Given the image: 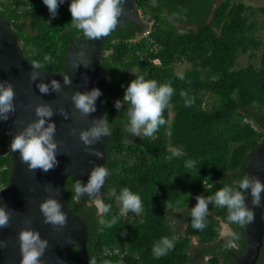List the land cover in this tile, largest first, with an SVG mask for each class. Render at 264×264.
I'll list each match as a JSON object with an SVG mask.
<instances>
[{"label": "trees", "instance_id": "16d2710c", "mask_svg": "<svg viewBox=\"0 0 264 264\" xmlns=\"http://www.w3.org/2000/svg\"><path fill=\"white\" fill-rule=\"evenodd\" d=\"M70 2L59 4L52 18L43 0H0V15L19 37L29 62H43L46 54L52 57L42 71L61 72L65 49L84 38L71 26ZM136 9L154 21L149 37L133 41L142 28L126 22L107 36L98 62L106 73L98 100L111 128L105 161L110 174L101 199L111 211L97 215L93 198L73 199V184L79 179L72 175L64 181L69 211L85 221L89 261L94 258L96 264H234L230 252H244V227L229 224L227 210L210 203L207 226L193 229L191 203L224 185L236 187L245 176L247 159L264 139V38L259 34L264 30V5L254 7L244 0H136ZM241 56H246V65H239ZM180 63L190 67L178 75ZM135 75L175 89L163 111L166 123L152 137L128 133L126 110L115 107ZM173 149L182 154L173 156ZM188 160H195L197 167L187 169ZM9 170L10 152L0 136V188L7 184ZM125 187L140 195L142 213L122 212L110 195L111 188L119 195ZM168 205L188 208L182 215L198 240L196 247L189 235H175ZM221 221L240 236L232 249L217 240ZM165 236L175 237L174 248L156 258L153 246ZM194 252L199 253L197 262ZM76 254L73 248L70 260ZM255 264H264V234Z\"/></svg>", "mask_w": 264, "mask_h": 264}, {"label": "clouds", "instance_id": "9594fccd", "mask_svg": "<svg viewBox=\"0 0 264 264\" xmlns=\"http://www.w3.org/2000/svg\"><path fill=\"white\" fill-rule=\"evenodd\" d=\"M64 0H43L47 6L52 18L57 15L59 4ZM155 0H153V3ZM126 0H71L69 11L71 13V26L82 33L84 40H99L107 37L113 32L119 24V18L126 14L124 4ZM138 13V10H137ZM139 17V16H138ZM140 19V18H139ZM141 20V19H140ZM143 21V20H141ZM144 22V21H143ZM143 29V28H142ZM141 29V30H142ZM52 57L44 55L43 62L34 61L31 67L34 71L29 74L30 83H36L41 94L50 92L61 93V84L52 79L50 83L40 79L41 71L45 63H51ZM90 61L86 60L83 51L74 54L72 67L77 69L80 65L89 67ZM65 85H71V78L68 74H62ZM87 82V80H85ZM175 89L170 83H159L154 79H145L143 75H135L127 86L122 100L115 102V107L119 111L122 108L126 110L127 123L125 129L132 136L152 137L161 125L166 123L163 118V111L170 104ZM102 95L98 88H92L90 91H76L71 96V101L81 116L87 117L96 111V100ZM185 98V105L190 106L187 100V94L181 92ZM15 91L10 81H0V121H7L9 115L16 111L14 104ZM126 106V107H125ZM36 119L28 123L21 131L13 135L10 149L13 153L18 152L21 162L27 165L31 172L37 169L44 171L54 169L58 165L56 159L58 152V142L55 140L56 125L51 122L53 115L58 112L65 119H68V113L63 107L54 111L49 103H38L35 106ZM72 134H76V129H72ZM111 128L107 115L98 119H93L91 126L79 131V139L84 145V150L95 156L97 159H103V152L93 147L105 136H109ZM180 149H173L172 155H181ZM187 169L197 167L195 160L185 162ZM109 169L105 165H95L91 171L87 183L75 180L73 184V199L79 200L87 195L93 198L95 205L100 213L111 211V205L105 204L101 199V189L109 176ZM45 192L49 193L39 205L40 212L44 220L43 223L51 224L57 230L64 228L67 224V214L62 211V204L57 197L60 194L59 188H54L51 184L45 186ZM250 190L251 203L254 208L261 207V193L264 192V183L252 175H245L237 182L236 187L224 185L217 190L214 195L195 197L197 203L191 208V227L203 231L207 226L206 216L209 212V204L216 208L227 210V221L229 224L239 225L241 228L254 222L255 213L252 208L246 205V196ZM110 195L115 197L121 211H131L136 214L143 212V202L139 194L134 193L127 187L123 188L119 195L115 188L110 189ZM14 210L9 209L6 203L0 201V229L10 227L11 218ZM115 222V221H113ZM26 224H31V220H26ZM225 249L236 247V241L240 239L237 232L226 229L221 232ZM20 245L21 261L20 264H42L41 257L49 247V242L42 239L39 231L31 227H24L18 233ZM175 237H163L153 246V254L156 258L165 256L174 248ZM8 246L6 241L0 240V248ZM89 264H96L94 258H90ZM109 264V262H105Z\"/></svg>", "mask_w": 264, "mask_h": 264}, {"label": "water", "instance_id": "95a60500", "mask_svg": "<svg viewBox=\"0 0 264 264\" xmlns=\"http://www.w3.org/2000/svg\"><path fill=\"white\" fill-rule=\"evenodd\" d=\"M126 11L119 20L117 28L126 22H131L141 28L145 23L138 17L136 0H126ZM116 28V29H117ZM107 37L99 40L79 38L71 41L64 52V64L61 72L43 71L40 79L50 83L55 79L61 84V93L50 92L41 94L36 87V81L30 83L29 74L34 71L31 63L21 49V42L9 23L0 15V81H10L15 91L14 104L16 111L9 115L7 121H0V136L6 140L10 152V170L7 184L0 188V201L6 203L9 209L14 210L10 227L0 229V240L6 241L8 246L0 248V264H20L21 254L18 233L24 227H31L39 231L42 239L49 242V247L41 257L42 264H89L87 242L89 241L88 227L85 221L69 211L68 191L64 188L65 179L72 175L79 180H87L91 169L95 165H105L108 156L105 136L93 147L103 152V159H97L84 150L79 139V131L91 126L93 119L104 116L103 105L96 100V111L90 116H81L75 109L71 96L74 92L90 91L92 88L101 89L106 80L104 69L99 68L98 62L104 56L103 43ZM83 51L89 67L80 65L73 69L74 54ZM42 71V70H41ZM62 74H68L71 85H65ZM87 80V82H85ZM38 103H49L54 111L63 107L68 113L65 119L58 112L51 118L56 125L55 140L58 142V165L48 172L37 169L28 170L27 165L21 162L18 152L13 153L10 144L13 135L21 131L28 123L36 119L35 106ZM76 129V134H72ZM245 175H254L264 183V139L251 153L244 166ZM51 184L60 189L57 197L62 204V211L67 214L68 221L64 228L57 230L51 224L43 223L44 217L40 212V203L48 197L45 186ZM246 196V205L255 213L254 222L244 227L245 250L242 254L230 252L234 264H255L259 258L264 234V192L261 193V207L254 208L251 203L250 190ZM31 220V224H26ZM220 238V235L218 239ZM77 250L76 256L70 260L72 249ZM229 250V249H228Z\"/></svg>", "mask_w": 264, "mask_h": 264}, {"label": "rangeland", "instance_id": "374dc122", "mask_svg": "<svg viewBox=\"0 0 264 264\" xmlns=\"http://www.w3.org/2000/svg\"><path fill=\"white\" fill-rule=\"evenodd\" d=\"M246 4L248 5H252L254 7H259V6H263L264 5V0H244ZM260 22L262 23V25L264 26V20L262 18H260ZM261 30V29H260ZM259 34L263 35L264 38V30H261L259 32ZM239 65H246L247 63V58L246 56H241L238 60ZM190 65L188 63H180L176 66L175 69V73L180 75L183 73V71L186 68H189ZM172 116V114L170 113V117ZM196 200H193V202L191 203L192 207L195 206L196 204ZM188 208L184 209V210H175V209H171L170 206H167V210H168V217L169 220L171 222L172 228L175 231V235L178 236H184V235H189L191 238V242L192 244H195L196 242H198L197 238L193 235H191L186 227V215H182L183 212L185 210H187ZM226 229H231L230 225L227 222H220V234L221 232L225 231ZM221 237V235H220ZM222 238V237H221Z\"/></svg>", "mask_w": 264, "mask_h": 264}, {"label": "built area", "instance_id": "2783aa9c", "mask_svg": "<svg viewBox=\"0 0 264 264\" xmlns=\"http://www.w3.org/2000/svg\"><path fill=\"white\" fill-rule=\"evenodd\" d=\"M138 16L141 20L144 21L145 27L141 30V32H139L138 34L135 35V37H133L132 39L133 41H138L141 38H148L154 22L151 17L146 18L142 13V11L140 10H138ZM153 62L159 63L158 59H154Z\"/></svg>", "mask_w": 264, "mask_h": 264}, {"label": "flooded vegetation", "instance_id": "af4514ba", "mask_svg": "<svg viewBox=\"0 0 264 264\" xmlns=\"http://www.w3.org/2000/svg\"><path fill=\"white\" fill-rule=\"evenodd\" d=\"M94 204H95V203H94ZM99 213H100V212H99V211H98V209H97V212H96V214L98 215ZM222 239H223V238H221V237H220V238H219V239H217V240H219V241H222ZM197 244H198V242H196L195 244H193V245H194V247H196V246H197ZM194 254H195V255H194V258H195L196 260H193L194 258H193L192 260L197 262V261H198V259H199V253H197V252H194ZM205 259H206V258H205Z\"/></svg>", "mask_w": 264, "mask_h": 264}]
</instances>
